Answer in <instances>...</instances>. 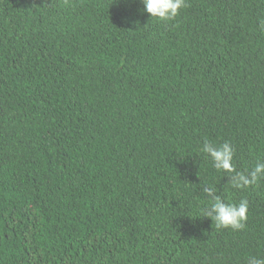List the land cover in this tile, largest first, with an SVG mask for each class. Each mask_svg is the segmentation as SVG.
Segmentation results:
<instances>
[{
  "label": "trees",
  "instance_id": "16d2710c",
  "mask_svg": "<svg viewBox=\"0 0 264 264\" xmlns=\"http://www.w3.org/2000/svg\"><path fill=\"white\" fill-rule=\"evenodd\" d=\"M264 0H0V264H248L264 179ZM248 201L216 228L211 198Z\"/></svg>",
  "mask_w": 264,
  "mask_h": 264
},
{
  "label": "clouds",
  "instance_id": "9594fccd",
  "mask_svg": "<svg viewBox=\"0 0 264 264\" xmlns=\"http://www.w3.org/2000/svg\"><path fill=\"white\" fill-rule=\"evenodd\" d=\"M144 11L150 14L151 18L160 21L174 19L180 10L185 6V0H142ZM200 151L211 157L213 166L217 170H223L228 175L229 182L233 188H244L257 185L264 179V162H257L249 172H237L233 164L234 150L229 142L217 146L205 140ZM204 192L211 198L210 204L205 207L203 217H210L216 228H231L241 230L245 227L248 212V201L241 200L238 204L225 202L219 195L215 194V188L205 186ZM248 264H264V258L252 256Z\"/></svg>",
  "mask_w": 264,
  "mask_h": 264
}]
</instances>
